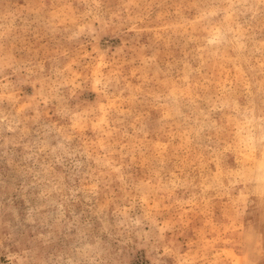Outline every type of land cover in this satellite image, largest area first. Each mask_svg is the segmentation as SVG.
<instances>
[{
  "label": "rangeland",
  "instance_id": "1",
  "mask_svg": "<svg viewBox=\"0 0 264 264\" xmlns=\"http://www.w3.org/2000/svg\"><path fill=\"white\" fill-rule=\"evenodd\" d=\"M0 264H264V0H0Z\"/></svg>",
  "mask_w": 264,
  "mask_h": 264
}]
</instances>
